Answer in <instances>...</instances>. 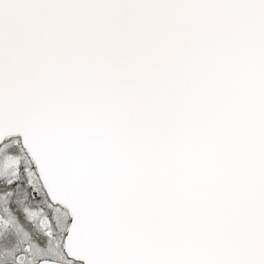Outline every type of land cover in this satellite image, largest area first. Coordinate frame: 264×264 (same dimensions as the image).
<instances>
[{
  "label": "water",
  "instance_id": "95a60500",
  "mask_svg": "<svg viewBox=\"0 0 264 264\" xmlns=\"http://www.w3.org/2000/svg\"><path fill=\"white\" fill-rule=\"evenodd\" d=\"M13 136L81 264H264V0H0Z\"/></svg>",
  "mask_w": 264,
  "mask_h": 264
},
{
  "label": "flooded vegetation",
  "instance_id": "af4514ba",
  "mask_svg": "<svg viewBox=\"0 0 264 264\" xmlns=\"http://www.w3.org/2000/svg\"><path fill=\"white\" fill-rule=\"evenodd\" d=\"M13 143L18 145L17 140ZM15 154L19 164L14 174H19L0 183V264H38L42 260L81 264L65 251L71 213L49 198L27 153ZM61 216L64 226L59 223ZM41 245H45L43 253L38 251Z\"/></svg>",
  "mask_w": 264,
  "mask_h": 264
},
{
  "label": "rangeland",
  "instance_id": "374dc122",
  "mask_svg": "<svg viewBox=\"0 0 264 264\" xmlns=\"http://www.w3.org/2000/svg\"><path fill=\"white\" fill-rule=\"evenodd\" d=\"M16 148L17 147L14 145L13 140H8L7 143H5L0 148V183L4 181L9 182L11 181L12 176L19 174V171L14 174L17 169L15 167L17 166V164H19L18 158L15 156L16 154L14 153L16 151ZM62 221L63 218L61 216L59 218L60 226H64V223ZM44 242L46 243V241ZM44 246L45 245H41L40 247H38V251L42 250L43 253V250L45 249Z\"/></svg>",
  "mask_w": 264,
  "mask_h": 264
},
{
  "label": "trees",
  "instance_id": "16d2710c",
  "mask_svg": "<svg viewBox=\"0 0 264 264\" xmlns=\"http://www.w3.org/2000/svg\"><path fill=\"white\" fill-rule=\"evenodd\" d=\"M16 146V145H15ZM19 146V145H18ZM16 146L17 148H16V151H15V153H20V151L22 150V148L19 146Z\"/></svg>",
  "mask_w": 264,
  "mask_h": 264
}]
</instances>
